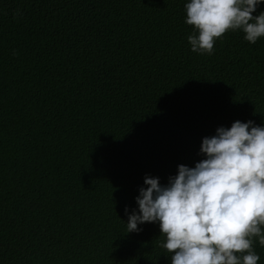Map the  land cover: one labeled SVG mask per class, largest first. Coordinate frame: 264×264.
<instances>
[{
  "label": "trees",
  "instance_id": "obj_1",
  "mask_svg": "<svg viewBox=\"0 0 264 264\" xmlns=\"http://www.w3.org/2000/svg\"><path fill=\"white\" fill-rule=\"evenodd\" d=\"M185 2L0 0V264H170L158 223L126 230L145 175L264 125V38L194 53Z\"/></svg>",
  "mask_w": 264,
  "mask_h": 264
},
{
  "label": "clouds",
  "instance_id": "obj_2",
  "mask_svg": "<svg viewBox=\"0 0 264 264\" xmlns=\"http://www.w3.org/2000/svg\"><path fill=\"white\" fill-rule=\"evenodd\" d=\"M264 0H186L184 23L190 50L211 55L216 39L241 30L250 44L264 38ZM193 167L177 165L162 185L145 175L125 206L127 233L158 223L170 264H257L253 242L264 247V125L234 121L202 138Z\"/></svg>",
  "mask_w": 264,
  "mask_h": 264
}]
</instances>
